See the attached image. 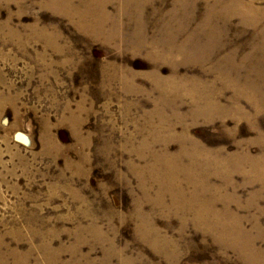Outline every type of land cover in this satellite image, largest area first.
I'll return each mask as SVG.
<instances>
[{"label": "rangeland", "instance_id": "1", "mask_svg": "<svg viewBox=\"0 0 264 264\" xmlns=\"http://www.w3.org/2000/svg\"><path fill=\"white\" fill-rule=\"evenodd\" d=\"M243 1L256 14L0 0V264H264V181L246 159L264 156V0ZM182 148L237 157L203 172L230 234L177 211L149 169Z\"/></svg>", "mask_w": 264, "mask_h": 264}, {"label": "bare ground", "instance_id": "2", "mask_svg": "<svg viewBox=\"0 0 264 264\" xmlns=\"http://www.w3.org/2000/svg\"><path fill=\"white\" fill-rule=\"evenodd\" d=\"M71 1L72 0H70V3ZM216 3L218 4V7H226L228 9V11H226L231 15H240L243 17L248 13L256 14L257 11L251 2L244 3L243 0H216ZM70 12L72 14L80 13L76 7L71 8ZM193 97H195L197 101L201 99L203 105L208 108L209 112L221 110L222 106L214 99V96H212L210 100L207 98L206 94H204L203 97L199 95ZM171 127V122L163 118L162 128L167 130ZM193 154L192 151L185 148L180 149V155H171L167 150H164L162 153L155 155V162L149 167V169L154 172L155 179L167 182L169 186L171 184L174 189L178 190L172 191L173 194H175L174 205L176 206L177 211L184 210L195 212V222L197 224L206 223L208 231L214 232L220 229L221 231L229 233L227 230H230V226L223 223L218 218L220 213L213 208L212 202L204 201L201 197L202 193L205 191H212L208 184V173L203 172L214 171L215 169L220 170L221 167L229 168L237 157H229L226 159L215 158L208 162L197 158ZM246 159L250 164H254L255 173L264 181V156L262 159L259 158V162L262 165L261 167L257 166L254 162H251L248 158ZM201 170L202 172H200ZM180 176H184L188 183L194 186L195 191L193 192L192 197H188L187 192L184 191V188L181 186V182L178 178ZM180 199L181 201H184V204L180 205ZM238 229V232L243 233V230L240 227Z\"/></svg>", "mask_w": 264, "mask_h": 264}]
</instances>
